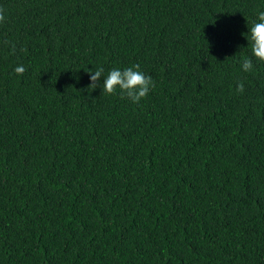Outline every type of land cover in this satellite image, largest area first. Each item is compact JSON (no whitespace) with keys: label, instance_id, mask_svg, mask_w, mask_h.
Masks as SVG:
<instances>
[{"label":"trees","instance_id":"16d2710c","mask_svg":"<svg viewBox=\"0 0 264 264\" xmlns=\"http://www.w3.org/2000/svg\"><path fill=\"white\" fill-rule=\"evenodd\" d=\"M261 11L0 0V264H264ZM136 64L140 102L88 88Z\"/></svg>","mask_w":264,"mask_h":264},{"label":"clouds","instance_id":"9594fccd","mask_svg":"<svg viewBox=\"0 0 264 264\" xmlns=\"http://www.w3.org/2000/svg\"><path fill=\"white\" fill-rule=\"evenodd\" d=\"M247 48L251 56L244 55L240 60V70L248 73L253 71V60L264 64V11L257 14V21L248 28L245 35ZM16 75H23L26 71L24 65H18L14 68ZM103 77L102 81L101 78ZM105 94L111 95L117 91L125 95L132 103H138L145 98L154 87V82L150 75H146L140 69V65H132L127 68H113L104 75V68H98L90 75V84L88 88L95 90L98 86ZM243 83L236 86L238 92H242Z\"/></svg>","mask_w":264,"mask_h":264}]
</instances>
